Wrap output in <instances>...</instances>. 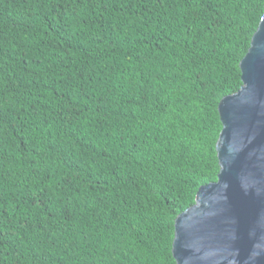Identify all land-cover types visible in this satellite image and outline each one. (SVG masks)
Segmentation results:
<instances>
[{
  "label": "trees",
  "instance_id": "obj_1",
  "mask_svg": "<svg viewBox=\"0 0 264 264\" xmlns=\"http://www.w3.org/2000/svg\"><path fill=\"white\" fill-rule=\"evenodd\" d=\"M263 11L0 0V264H176Z\"/></svg>",
  "mask_w": 264,
  "mask_h": 264
},
{
  "label": "water",
  "instance_id": "obj_2",
  "mask_svg": "<svg viewBox=\"0 0 264 264\" xmlns=\"http://www.w3.org/2000/svg\"><path fill=\"white\" fill-rule=\"evenodd\" d=\"M239 66L218 103L217 178L174 220L176 264H264V11Z\"/></svg>",
  "mask_w": 264,
  "mask_h": 264
}]
</instances>
